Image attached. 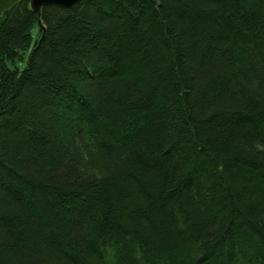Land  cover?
<instances>
[{
  "label": "trees",
  "instance_id": "1",
  "mask_svg": "<svg viewBox=\"0 0 264 264\" xmlns=\"http://www.w3.org/2000/svg\"><path fill=\"white\" fill-rule=\"evenodd\" d=\"M0 264H264V0H0Z\"/></svg>",
  "mask_w": 264,
  "mask_h": 264
},
{
  "label": "water",
  "instance_id": "2",
  "mask_svg": "<svg viewBox=\"0 0 264 264\" xmlns=\"http://www.w3.org/2000/svg\"><path fill=\"white\" fill-rule=\"evenodd\" d=\"M80 0H29L30 9L39 17L41 8L44 6L55 5L62 8H67L75 5ZM38 24L41 25L38 19Z\"/></svg>",
  "mask_w": 264,
  "mask_h": 264
},
{
  "label": "rangeland",
  "instance_id": "3",
  "mask_svg": "<svg viewBox=\"0 0 264 264\" xmlns=\"http://www.w3.org/2000/svg\"><path fill=\"white\" fill-rule=\"evenodd\" d=\"M37 29L36 28H34V31H36ZM23 64L22 63H20V66H22Z\"/></svg>",
  "mask_w": 264,
  "mask_h": 264
}]
</instances>
